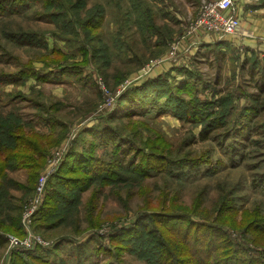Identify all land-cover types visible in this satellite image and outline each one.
Returning <instances> with one entry per match:
<instances>
[{
    "label": "trees",
    "instance_id": "trees-1",
    "mask_svg": "<svg viewBox=\"0 0 264 264\" xmlns=\"http://www.w3.org/2000/svg\"><path fill=\"white\" fill-rule=\"evenodd\" d=\"M34 6L41 7L39 11H33L35 18L48 21L55 26L56 32L52 35V42L44 34L23 29L6 33V36L18 45L45 49L53 56L50 59L51 63L45 66L55 65L58 69L45 72L44 69H36L34 62V64L27 62L14 73H0V110L2 111L17 99H27L19 90L7 93L4 89L6 85L24 86L22 84L30 80L41 83L53 82L55 78L60 80L61 76L72 74L70 68L74 67L61 69V63H68L70 55L59 48L60 42L74 41L73 52L84 58L83 63L90 61L89 54L96 60L107 57L106 50L98 49L95 42L99 34L96 35L94 32L101 29L100 23L104 14L100 5L91 11L88 10L87 15L82 17L81 12L86 7L85 0H0V18L22 15L32 10ZM152 15L151 10L142 11L141 18L151 21L140 23L142 34L151 38L150 35L155 33L159 39L154 46H162L166 49L173 41L175 33L169 35L167 26H165L167 30L156 26L151 20ZM124 45L123 41L117 39L114 48L118 49ZM0 51V60L4 57L6 60L8 57L13 58L1 43ZM15 60L20 62L17 57ZM104 60L107 63V60ZM248 63L252 72H259L260 85L254 92L244 91L242 95H239L241 90L239 89L218 98L221 92L217 90V100L207 97L203 99L199 94L197 77H194L188 67L178 68L179 77L174 76L177 68H172L166 76L155 77L139 88L127 90L118 99L115 109L109 115L111 123L103 128L86 132L92 139L89 148L78 152L73 145L59 170L50 173L41 204L32 219V232L44 238L40 234L43 226L47 231L64 228L69 233L76 234L80 231L83 222L91 224V219L93 222L95 217L92 218L91 215L90 220L81 218L78 206L82 204V201L80 202L82 194L92 188L95 190L89 205L96 208L101 190L105 187H118L117 190H113L118 195L121 190H126L131 196L134 186L139 185L140 194L147 195L151 191L147 192L145 189L146 180L155 176H163L164 179L167 177L184 179L191 172L208 164L203 159H192L193 156L189 152L183 154L186 146L173 145L166 141L159 132L147 126L142 119L144 117L160 118L166 115L182 124L200 127L198 139L202 142L217 141L218 145L223 146L232 139L233 142L228 149L233 155L242 150L243 145L240 143L244 140L258 146L259 140H255L254 137L264 136V68L259 60L248 57L244 58L242 68ZM55 72L61 73L55 74ZM235 74L236 71L233 75ZM241 98L245 99L244 104L240 103ZM36 104L43 106L38 102ZM124 105L128 108L120 112ZM261 118L263 121H260ZM125 119L128 120L127 123H124ZM123 131L128 133L124 134ZM47 141H49L48 136L34 131L33 127L24 121L17 107H13L8 112H0V248L9 243V237L20 240L26 237L22 225V216L26 208L18 205L24 202L23 197L17 199L11 191L35 193L39 180L38 178L34 188L28 187L9 177L7 171L28 170L30 177L36 176L37 170L43 165L48 145H44V142ZM237 142L239 145H236ZM231 163L235 164L234 157ZM165 184L166 186L159 191L160 199H157L159 201L157 204L147 198L143 205L144 211L137 219L134 229H125L116 233H124L116 239L118 243L124 244L134 239L131 247L125 248H133L135 256L147 264H264L262 241L259 240L257 243L263 247L262 250L257 251V255L249 253L248 248L234 246L225 238L223 232L218 228L216 230L217 224L213 223H217V217H212V214L209 215V211L206 210L197 214L195 207L192 209L195 213H191L189 211L191 209L178 203L180 189H169L168 180H165ZM202 202V200L197 202V209L201 207ZM85 210L91 212L89 208ZM214 212L217 211L214 209ZM192 214L207 220L204 223L195 222L191 218ZM252 214L245 213L244 224L251 223L254 219ZM260 222L255 227L264 232V221ZM211 226L214 228L212 229ZM182 228L186 231V235L183 234ZM191 235L198 237L191 238ZM202 235L206 237L202 238ZM181 236L189 245H175V239ZM253 240H257V237ZM92 241L93 239H88L86 243L79 244L77 250H74L73 254L69 251L66 257H59L60 242H56L52 248L14 247L18 251L12 253L11 262L29 264L26 259L35 256L38 264H118V261L111 260L107 262L105 260L103 263L95 262L94 251H89L91 249L89 243ZM96 249L109 255V251L98 245ZM38 251L43 252L48 258L37 257L38 255L35 254ZM97 257L96 255L95 258ZM50 258L53 259L51 262L48 261Z\"/></svg>",
    "mask_w": 264,
    "mask_h": 264
},
{
    "label": "rangeland",
    "instance_id": "rangeland-1",
    "mask_svg": "<svg viewBox=\"0 0 264 264\" xmlns=\"http://www.w3.org/2000/svg\"><path fill=\"white\" fill-rule=\"evenodd\" d=\"M206 2L208 0H85L86 7L81 12L82 17L87 15L88 10L91 11L98 5L103 8L101 29L94 34H99L95 42L98 49L106 50L107 57L104 59L107 60V63L104 62V59H93L90 54L88 55L90 61L83 63L84 58L73 52L75 42L73 40L72 43L62 41L59 43V48L70 55V60L68 63H61V69L74 67L70 68L72 74L61 76L60 80L55 78L53 82L41 83L30 80L22 84L24 86H5L4 89L7 93L19 90L27 99H17L0 112H8L13 107H17L24 121L29 123L34 131L49 138V141L44 142V145L48 144L45 158L43 165L37 170L36 176L30 177L28 170H21L18 172L7 171L9 177L34 188L38 178L40 179L50 170L52 172L59 170L73 145L78 152L89 148L91 137L86 132L103 128L111 123L109 115L115 109L118 99L127 90L139 88L155 77L166 76L170 70L168 66L171 64L160 63L159 59L166 56L170 47L169 45L166 49L162 46L155 47V42L159 39L155 33L150 35L151 38L147 37L149 35L142 34L140 23L146 20L151 22L149 19L141 18L142 11L151 10L153 14L151 20L156 26L164 30H167L165 28L167 26L168 34L175 33L173 41L169 43L171 45L185 31V27L188 28V25L194 21L200 8ZM40 9V6H34L32 10L22 15L0 18L1 46L13 56V58L8 57L7 60L5 57L0 60V73H14L27 62H34L36 69H44L45 72L58 69L55 65L45 66V64L51 63L50 59L53 57L45 49L18 45L6 36L10 32L23 29L44 34L52 42V35L56 32V28L48 21L35 18L33 11ZM117 39L125 44L118 49L114 48ZM219 51L216 46H211L203 52L198 51L196 57L189 61L188 68L192 70L191 73L195 75L194 77H197L200 96L203 99L207 97L217 100V90L221 92L218 94V98L234 90L241 89L239 95H242L244 91L249 93L257 90L260 85V74L252 72L249 66V68H242L243 61L236 50H227L224 54ZM16 57L20 62L15 60ZM179 67L181 66L173 67L177 68L174 73L175 77L180 75ZM235 71L237 74L234 76ZM60 73L55 72V74ZM37 102L43 106L37 105ZM240 103L244 104L245 99L241 98ZM127 108V105L122 106L120 112ZM142 119L152 130L159 132L166 141L173 145L186 146L183 154L189 152L193 156L192 159H203L208 164L191 172L184 179L170 177L164 179L163 176H155L146 180L145 189L147 192L151 191L147 195L140 194L139 185L134 186L131 196L127 194L126 190H121L118 195L116 191H113L118 187H105L101 190L99 201L95 205L96 208L89 205L95 188L90 189L82 194L80 199L82 204L78 207L81 211L79 213L81 218L90 220L92 215V218L95 217L93 222L92 219L91 224L83 222L80 231L76 234L69 233L64 228L47 231L42 226L40 229V234L44 236L42 239L51 244L45 248H52L56 242H60L59 257H66L69 255V251L70 254H73L74 250L80 246L79 244L93 239L89 243L91 248L89 251H94L95 262L103 263L105 260L106 262L111 260L118 261V264H147L135 256L133 248H125L131 247L134 239L124 242V244L118 243L116 239L123 236L124 233H116L125 229H134L137 219L144 211L143 205L147 198L157 204L159 202L157 199H160L159 191L166 186L165 180H168L169 189H180L178 203L191 209L189 210L191 213L194 207L197 214L205 210L209 211V215L211 213L212 217H217V223H213L217 224L215 225L216 230L218 228L223 232L231 244L238 248H248L249 253L257 255V251L263 249L261 245L257 244L258 241L264 243V232L255 227L256 224L261 223L260 221H264V136L254 137L255 140H259L258 146L244 140L240 143L243 145L241 146L242 150L233 155L228 149L233 142L232 139L220 146L217 141H200L198 139L200 127L182 124L170 116L144 117ZM124 121V123L128 122L127 119ZM260 121H263L262 118ZM123 133L127 134L128 132L123 131ZM124 136L126 137V135ZM236 145L239 143L237 142ZM55 154H58L56 163L53 162ZM233 157L235 164L231 163ZM11 194L17 199L23 197L24 202H20L18 205H23L26 208L35 193L34 191L12 190ZM199 200L203 202L197 209ZM17 203L19 202L17 201ZM85 208H89L91 212H87ZM214 209L217 212H214ZM246 212L253 213L254 219L250 224L249 222L248 224L243 223ZM197 214L191 215L193 221L204 223L207 220ZM1 231L5 232L4 229ZM182 232L184 235L187 234L183 228ZM35 236L39 237L37 234ZM195 236L198 237V235H191V238ZM204 237L206 235H202V238ZM255 237L257 240H253ZM182 238L181 236L175 239V245H189ZM96 245L109 251V255H105L102 250L98 251ZM84 247L86 248L85 245ZM17 251L18 249L14 247L10 248L9 243L1 247L0 264H12V253ZM35 255L43 259L48 258L41 251ZM96 255L97 258H95ZM52 260L50 258L48 261ZM26 261L29 264H38L35 256L28 257ZM68 262L70 263V261Z\"/></svg>",
    "mask_w": 264,
    "mask_h": 264
},
{
    "label": "built area",
    "instance_id": "built-area-1",
    "mask_svg": "<svg viewBox=\"0 0 264 264\" xmlns=\"http://www.w3.org/2000/svg\"><path fill=\"white\" fill-rule=\"evenodd\" d=\"M240 29V19L238 17L234 0H210L202 5L196 18L191 24L185 27V31L177 37L174 44H169V51L166 56L159 59V62L174 63V66L188 67L191 57L184 59L179 47L185 42L191 41L198 36H210L211 39L224 40L226 37L238 34ZM194 45L191 43L190 46ZM185 51V49H184ZM158 64V62H155ZM58 160V154L53 156V162ZM53 163V164H54ZM52 170L40 177L34 197L26 207L22 216V225L26 231L24 239L9 237V245L12 247L33 248L36 246L49 247L50 242L45 241L40 236L36 237L32 232V219L37 212L43 197L46 181Z\"/></svg>",
    "mask_w": 264,
    "mask_h": 264
},
{
    "label": "crops",
    "instance_id": "crops-1",
    "mask_svg": "<svg viewBox=\"0 0 264 264\" xmlns=\"http://www.w3.org/2000/svg\"><path fill=\"white\" fill-rule=\"evenodd\" d=\"M234 3L241 21L238 34L226 37L224 40H211L208 36L195 37L179 47V54L183 53L184 59L189 57L193 59L198 51L203 52L208 47L216 46L219 52L236 50L242 61L246 57L255 58L264 68V0H234ZM191 43L194 45L190 46ZM170 64L168 69L175 67L174 63ZM248 66L250 63L245 67Z\"/></svg>",
    "mask_w": 264,
    "mask_h": 264
}]
</instances>
